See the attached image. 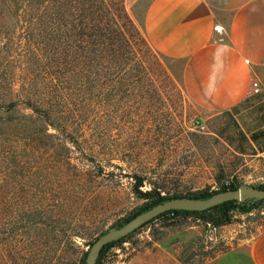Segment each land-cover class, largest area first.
Instances as JSON below:
<instances>
[{
    "label": "rangeland",
    "instance_id": "obj_1",
    "mask_svg": "<svg viewBox=\"0 0 264 264\" xmlns=\"http://www.w3.org/2000/svg\"><path fill=\"white\" fill-rule=\"evenodd\" d=\"M150 1L122 0L127 19L117 31L130 45L117 39V75L107 76L59 65L54 23L0 0V264H82L90 243L146 204L142 193L264 185V158L248 132L264 113L263 93L218 114L196 106L182 84L185 61L145 36ZM262 230L264 202L240 206L218 227L159 218L108 249L101 264L187 232L179 255L199 264L234 244L229 232Z\"/></svg>",
    "mask_w": 264,
    "mask_h": 264
},
{
    "label": "crops",
    "instance_id": "obj_2",
    "mask_svg": "<svg viewBox=\"0 0 264 264\" xmlns=\"http://www.w3.org/2000/svg\"><path fill=\"white\" fill-rule=\"evenodd\" d=\"M143 27L154 48L185 61L182 84L196 106L218 114L264 95V0H151ZM255 157L264 158V150ZM236 233L226 236L231 247L199 264H264V230ZM181 235L117 254L109 264H188L179 255L188 239Z\"/></svg>",
    "mask_w": 264,
    "mask_h": 264
},
{
    "label": "trees",
    "instance_id": "obj_3",
    "mask_svg": "<svg viewBox=\"0 0 264 264\" xmlns=\"http://www.w3.org/2000/svg\"><path fill=\"white\" fill-rule=\"evenodd\" d=\"M7 1L22 3L27 7V9H29V11L34 12L39 19L45 20L47 23H54L52 31L57 35L55 38V49L57 52H59V54L61 52L64 54V61H59V65H70L73 67H99L104 69V71H107L105 73L107 76L111 72L113 73L114 70V74L117 75V49L121 48L117 47V39L119 37L121 39L122 37L124 45H130L128 40L123 37L124 35L122 32H119L120 28L117 31V22L120 20V17H123L124 15L123 18L127 19V15L125 14L122 6V0ZM47 27L49 26H46L45 28ZM48 33H51V28H48L45 31V34ZM43 38H46L43 41V45H48L50 39L47 37ZM70 52L74 55L72 58H68L71 57ZM94 73L97 76H102V74L96 72ZM247 101L248 100L245 102ZM244 103H242L240 106H242ZM258 119L259 122L256 125L255 131L250 133L249 137L257 149L262 151L264 150V113L260 115ZM238 185L239 184L233 180L225 181L221 183L216 190H203L189 195L177 193L172 194L171 196H163L156 191H153L152 193H142V197L147 199L146 204L142 205L131 216L125 218L124 223H126L138 213L172 197L187 196L191 198L204 199L218 191L234 189ZM256 187L264 188V185H258ZM261 202H264V199L250 200L242 203L228 201L203 211L171 210L156 216L155 218L146 222L144 225L149 224L155 219H168L169 215L172 214L173 220L174 218L176 219L178 217L194 216L203 222L212 225L213 227H218L229 223L231 221L233 211L238 209L240 206L245 208L247 211H251L255 209ZM132 233L119 240L106 244L100 250L96 264H101V259L108 249L120 245L122 242L128 239ZM89 245L91 246V243ZM85 254L82 259V264Z\"/></svg>",
    "mask_w": 264,
    "mask_h": 264
},
{
    "label": "water",
    "instance_id": "obj_4",
    "mask_svg": "<svg viewBox=\"0 0 264 264\" xmlns=\"http://www.w3.org/2000/svg\"><path fill=\"white\" fill-rule=\"evenodd\" d=\"M263 199L264 188L247 184L238 185L234 189L218 191L204 199L191 198L187 196L172 197L138 213L119 227L108 228L91 244L89 250L86 253L84 264H96L100 250L106 244L126 237L130 233L139 229L146 222L164 212L171 210L203 211L228 201L242 203L250 200Z\"/></svg>",
    "mask_w": 264,
    "mask_h": 264
},
{
    "label": "built area",
    "instance_id": "obj_5",
    "mask_svg": "<svg viewBox=\"0 0 264 264\" xmlns=\"http://www.w3.org/2000/svg\"><path fill=\"white\" fill-rule=\"evenodd\" d=\"M254 85L256 86V84H254ZM256 91H257V89L255 90V92H256ZM195 126H196V127H199V126H200V124H199L198 121H196ZM169 219H173L172 214L169 215Z\"/></svg>",
    "mask_w": 264,
    "mask_h": 264
}]
</instances>
